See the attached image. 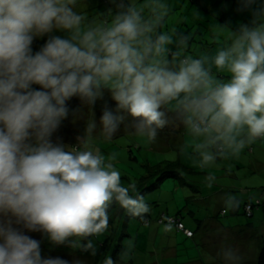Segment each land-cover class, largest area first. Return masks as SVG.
Returning a JSON list of instances; mask_svg holds the SVG:
<instances>
[{"label": "clouds", "instance_id": "clouds-1", "mask_svg": "<svg viewBox=\"0 0 264 264\" xmlns=\"http://www.w3.org/2000/svg\"><path fill=\"white\" fill-rule=\"evenodd\" d=\"M113 3L115 12L89 18L86 0H0V264H69L43 256L33 232L95 255L114 203L132 216L148 211L135 185L122 184L115 155L93 146L97 132L110 141L131 117L134 133L152 142L165 126H182L201 168L264 139V0H239L248 22L219 24L225 43L198 58L169 57L187 38L160 31L164 0ZM105 90L115 108L97 121L92 106ZM73 97L87 108L72 114L85 119L84 134L76 145L54 142ZM220 255L241 264L231 247Z\"/></svg>", "mask_w": 264, "mask_h": 264}, {"label": "rangeland", "instance_id": "rangeland-1", "mask_svg": "<svg viewBox=\"0 0 264 264\" xmlns=\"http://www.w3.org/2000/svg\"><path fill=\"white\" fill-rule=\"evenodd\" d=\"M116 2L118 3L119 0H116ZM140 2H142V0H140ZM164 2L167 7V15L160 31H167L173 34L174 39L177 36L187 38V43L184 47H179L175 43L170 45V58L177 54L180 57L190 55L196 58L205 54L212 55L225 43L227 38V34H224L223 36L217 35V32L219 31V24H230L231 27L235 29L238 22L246 23V20L250 19L247 13L237 11V8L239 7V0H164ZM108 9H112L113 12L116 11V4L113 3V0H86L84 12L89 18H91L96 12H105ZM57 34L62 35V33ZM224 76L227 78L226 74H224ZM115 104L116 102L111 99L110 93L105 90L104 96L98 99L94 104L96 109L94 110V113L97 121L102 115L105 106L115 108ZM131 121L132 118L129 117L116 133L120 135L124 134V137L122 136L116 141L104 143L97 142L100 140L99 138L102 137V134L97 132L96 142H93V145H97L102 153L105 152L104 155L106 158H110L112 155H115L116 159L113 163L120 171L121 177H123L124 172L129 170L128 164L135 163L133 158L140 155V152L137 150L130 154L129 147L132 146L136 148L139 145H142L143 147L145 145L140 142H135L137 138L134 136V127ZM165 127H169L168 130H163L166 133L164 134L161 129V134L158 133L157 135L158 140L156 139L152 143V145L157 146L156 149H160L159 147H161V153H157V155L152 159H156V161L180 159L184 163H188L190 165L194 164L196 159L194 155L191 154V145L194 141L187 136L185 130L183 129L184 138H182V146H176L178 143L177 140L180 139L178 131L181 130V126L170 124ZM83 130H85V127ZM83 134L84 132H82L79 137H82ZM128 134L130 135L128 136ZM168 146H170V148H168ZM142 151L144 156L152 154L149 152L150 150L144 152V149ZM163 151H165V153H162ZM218 162L215 167L200 169V172L211 174V177L216 178V181L222 184V186L229 187L228 189L230 191H226L222 194V199L229 194L237 198L245 197L250 194L252 195L250 197L254 199L264 196V139H257L250 143L238 157L220 158ZM185 178L187 177L185 176ZM187 181L192 185L196 182H203L204 185L197 186L196 189L199 190V193L194 192L192 196L189 197L193 203V205L189 207V210L193 211L195 214H197V211L199 212L195 218L201 219L200 215L218 218L221 213L222 203L218 200L219 204H214L212 207L210 197L215 195V192H217V194L221 193V186H218V183H215L214 185H216V187H206V178L204 174L191 175V177H188ZM122 184L125 186L124 181H122ZM176 185L178 186L179 183L175 180H167L163 183L161 186L163 195L161 197H164L166 200H170L172 198V203L175 201L172 206H176L177 208H175V210L177 211L182 204L183 207L186 205L188 207L190 204L187 203L183 194L186 186H181L182 189L179 188L178 190L180 192L177 193L175 189ZM245 193L246 195H244ZM185 194H189V191H186ZM149 196L150 195L148 194L146 200L149 199ZM204 204H207L209 208L207 207L201 209ZM113 207L114 205H112L109 209L107 229L101 235L94 238L96 244L95 255H92L91 253L81 254L67 248L66 245H61L65 246L68 251H65V255L58 254V256H56L53 255L54 253L52 251H48L53 249L54 246L49 241H46L45 244H42L43 242L41 241L42 255L46 256L48 254L46 257L50 256L53 258L60 257L68 260L69 264H75V261H81L82 264H98L95 258H99V264H103V260L107 256H111L113 260L114 258L119 257V259L125 261V264H129L128 262H130L133 257L134 260H136L134 264H177L179 261H182L181 256L179 258L177 257L175 260V257L172 259L171 256H169V250L167 249L169 247H167V245L170 242H167V237H165V241L163 240V242H161L157 236H153L150 240L148 235H151L150 230L142 226L135 229L132 227L134 225H131L129 234L133 236L132 241L128 238H123L126 219H124L120 226H118V221L121 219V213L118 209ZM230 213L232 214V212ZM234 218L242 221V226H244L242 229L223 230L222 226L213 221V223L210 224V228L206 230L207 237L210 239L209 242L212 243V245H209V249L213 252V254H218L215 261L212 260L210 264H223L220 253L225 247L235 249L241 257V263L245 262L247 264H251L257 260L259 246L264 243V207L260 210L258 209L255 212V217L252 219L241 216H234ZM188 219H191V217L189 216ZM227 220L228 219H222V221ZM187 222L191 223L190 220H187ZM191 225L194 229H196L194 224L191 223ZM27 234L37 240H42L44 237H41V234L37 232ZM190 234L192 233H187L190 239H192V237L195 236V233H193V235ZM154 239L157 241L155 244ZM170 241L173 240L171 239ZM255 241L258 246L257 249L254 245ZM223 242L224 244H222ZM249 242L252 244L250 245ZM102 244L103 249L100 248ZM49 245L52 248H46V246ZM242 245L244 247H242ZM247 245L254 250V255L247 252ZM202 249H204V247H202ZM242 250L244 251L242 252ZM179 253L183 255V252L180 249ZM161 257L163 263L160 262ZM114 262L117 264L116 261Z\"/></svg>", "mask_w": 264, "mask_h": 264}, {"label": "trees", "instance_id": "trees-1", "mask_svg": "<svg viewBox=\"0 0 264 264\" xmlns=\"http://www.w3.org/2000/svg\"><path fill=\"white\" fill-rule=\"evenodd\" d=\"M46 39L47 37H44L39 40H34L33 50L34 51L39 50L40 46L45 42ZM33 87L37 89L39 88L38 85H34ZM67 103L69 107V116L67 119H65L62 122L57 132L54 133L52 139L54 142H60V143L69 144V145H76L78 142L77 138L81 135L82 132H84L83 129L84 127H86V122L84 118L74 120L72 114L82 108H83V111L86 113L87 108L83 107L79 97H73ZM94 110L96 109H95V106L93 105L92 111L94 112ZM168 129L169 127L168 128L164 127L162 131L168 130ZM183 129L184 128L181 126V130L178 131V135L180 139L177 140L178 143L176 146H182L181 144L182 138H184ZM158 133L161 134V130H159ZM165 133L166 132H164V134ZM129 135L130 134H128V136ZM122 136L124 137L125 135L115 134V136L110 141H116ZM134 136L137 138L135 142H140L141 144H145V145L144 147L142 145H139L136 148L132 146L129 147L130 154L134 153V151L137 150L140 152V155L133 158V160L135 161L134 164H128L129 170L124 172L123 177H121V182L122 181L125 182V187L135 185V192H133L132 194L138 195L139 197L143 198L144 202L148 206V211L142 213L139 216H132V215H129V213L121 205H118V203L113 204L114 205L113 208L118 209L119 212L121 213V216H120L121 219H119L118 221V226H120V224L124 221V219H126L125 225H124L125 232H124L123 238H126V239L128 238L132 241L133 236L130 235L129 232L131 230V225H134L132 227H134L135 229L140 228V226L146 229H149L151 233V235L148 234L150 240L152 239L153 236H157V238L160 239L161 242H163V240L165 241V237H167L168 238L167 242H169L171 239L172 240L178 239L180 235L184 236L187 239H190V237L187 235L186 232H191L193 235L195 231L188 228L186 224V220L188 219L189 216L190 217L197 216L199 212L197 211V214H195L193 211L189 210V207H191L193 204H190L188 207L187 205L183 207V204H182V206H180L179 209H177L176 211L175 208L177 207L174 205L172 206V204L175 203V201L172 203V200H173L172 198L170 200H166L164 197H161L163 195L161 191L162 189L161 186L167 180H175L176 182H180L182 181V178L185 179V176L191 177V175L204 174L206 178V182H205L206 187L207 186L210 187L212 185H210L209 182L218 183L216 181V178L215 179L212 178L211 181H209L208 177L211 176V174L209 173L207 174L206 172H200V169H204V168H201L197 162L190 165L188 163H184L180 159L179 160L166 159L162 161H156V159H152L154 158V156L157 155V153H161L160 152L161 147H159L160 149H156L157 146L152 145L153 141L149 142L146 137L139 136L140 137L139 138L138 135L136 134ZM102 137L99 138L100 140L97 142H103V143L109 142L108 140H105ZM93 142H96V139ZM93 146L97 147V145H93ZM168 148H170V146H168ZM144 149H145L144 152L150 150L149 152L152 154L144 156L143 151H142ZM191 151H192L191 154H193L192 147H191ZM162 153H165V151H163ZM235 167H238V166H235ZM184 181H186V179ZM185 184L188 187V190H190L193 187L196 188V186L192 185L191 183L185 182ZM200 184L203 185V182H201ZM263 193H264V189H263ZM148 194L150 196H149V199L146 200V197ZM244 195H246V193ZM184 196L187 200V203H189L191 199L189 197L192 195L188 194ZM250 196L252 195L248 194V196L241 197V198L236 197V199L233 202H231L227 206V208H223L221 210L218 220L225 229H229V228L231 229L241 228L242 229L244 227L242 226V223H241L242 221L240 219H235L234 216H237V217L241 216V217H245L248 219H252L255 217V212L258 209L260 210L262 209V207H264V196L257 197L256 199ZM230 212H232V214ZM206 217L207 216L205 215L204 216L200 215L201 219L199 220H205ZM222 219H228V220L222 221ZM180 226H182V228ZM42 236L43 235L41 234V237ZM139 238H140V235H139ZM193 238H195V236L192 237V239ZM40 241L43 242L42 244H45V242L48 240L45 237H43L42 240ZM156 242L157 241L154 239V244ZM49 247L52 248L50 245L46 246V248H49ZM102 247H103V244L101 245L100 248L103 249ZM67 248L65 246L58 245V246H54L53 249L48 250V251H52L54 253L53 255H56V256H58V254L65 255L66 252L68 251ZM256 248H258V246H256ZM249 249L252 250L251 247H249ZM75 252H79L81 254L91 253L90 251L86 252L80 249L75 250ZM181 258H182V261H179V263L177 264H181L185 262V258H183L182 256ZM95 260L98 262V264L100 263L99 258H95ZM114 261H116L117 264H125V261L119 259V257L114 258ZM134 262H136V260H134V257H133V259L131 258L130 262L128 263L134 264ZM160 262L163 263L162 257H161ZM241 264H247V263L242 262ZM251 264H264V243L263 245L259 247V253L257 256V260L252 262Z\"/></svg>", "mask_w": 264, "mask_h": 264}, {"label": "crops", "instance_id": "crops-1", "mask_svg": "<svg viewBox=\"0 0 264 264\" xmlns=\"http://www.w3.org/2000/svg\"><path fill=\"white\" fill-rule=\"evenodd\" d=\"M247 21L248 20H246V22ZM224 77H226V76H224ZM185 179H186V181H184ZM185 179L182 178V181L178 182L179 185L178 186L176 185L175 189H176L177 193L180 192L178 190L179 188L182 189L181 186H186L185 182H188L187 181L188 177ZM209 184L212 185V186H210V188H213L214 186L216 187V185H214L215 183L209 182ZM194 185L197 187V186L202 185V184L196 182ZM218 186H221L222 192L218 193V194H217V192H215L214 193L215 195H212L210 197V201L212 202V207H213L214 204H219L218 200H220V203H222V208H221V210H222L223 208H227V206L230 204L229 202H233L236 199V197L229 194L222 199V194H224L226 191H230V190L228 189L229 187L222 186V184H220L219 182H218ZM186 191H189L190 195H192L194 192L199 193V190H197L194 187L191 188L190 190H188V187L186 186V189L183 191L184 195H186L185 194ZM189 204H193L191 202V200H190ZM207 207H208L207 204H204V205H202L201 209H204ZM187 220H190V222L196 226V229H194L192 227L191 223H188ZM187 220H186V224H187L189 229L195 231V238L196 239H194V238L193 239H187L184 236L180 235V237H178V239H174L173 241H169L170 243H169V245H167V247H169V248H167L169 250V256H171L172 259L175 257L174 260L177 259V257L179 258L181 255L179 253V249H180L183 252V255H181V256L183 258H185V262L181 263V264H210L212 260L215 261V258L218 257V254H215V253L213 254V252L210 251L209 245H212V243L209 242L210 239H208V237H207V234H206L207 231L206 230H208L210 228V224L213 223V221L217 222V224L222 226L223 230H232V229L231 228L225 229L223 227V225L220 224L217 217L215 218L212 216H209V217L207 216L205 220H199V219H196L195 217H191V219H187ZM236 229H238V228H235L234 230H236ZM223 232H226V231H223ZM181 244H183V245H181ZM222 244H224V242ZM249 244L251 245L252 243L249 242ZM254 245L256 248V246H257L256 242H254ZM182 247H183V249H182ZM202 247H204V249H202ZM242 247H244V246L242 245ZM249 247L250 246L247 245V252H249L251 255H254V250L253 249L250 250ZM243 251L244 250H242V252ZM208 254H211V255H208ZM210 257H211V259H210Z\"/></svg>", "mask_w": 264, "mask_h": 264}, {"label": "built area", "instance_id": "built-area-1", "mask_svg": "<svg viewBox=\"0 0 264 264\" xmlns=\"http://www.w3.org/2000/svg\"><path fill=\"white\" fill-rule=\"evenodd\" d=\"M181 228H182V226H180ZM188 233V232H187ZM190 235H192V234H190Z\"/></svg>", "mask_w": 264, "mask_h": 264}]
</instances>
